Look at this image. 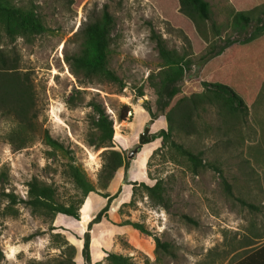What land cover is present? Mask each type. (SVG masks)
Wrapping results in <instances>:
<instances>
[{"label":"rangeland","instance_id":"obj_1","mask_svg":"<svg viewBox=\"0 0 264 264\" xmlns=\"http://www.w3.org/2000/svg\"><path fill=\"white\" fill-rule=\"evenodd\" d=\"M11 1L32 8L46 30L9 38L0 25L4 59L0 77L12 71L26 73L33 93L29 127L20 129L27 137L24 146L19 147L21 138L15 136L20 131L14 115L0 111V264L66 263L70 257H66L64 240L74 247V264H107L108 252L130 256L134 264H221L230 242L237 244L236 235L242 245L244 233L259 230L264 224V0H206L209 19L184 14L178 0ZM104 5L114 17L108 66L123 87L76 76L65 60L79 49L83 25L98 18ZM237 13L247 16L248 22L236 19ZM154 35L190 59L165 114L172 109L178 125L171 139L199 154L205 163L196 172L170 143L152 139L168 125L166 115L157 110L153 82L162 61ZM217 83L241 97L244 111L231 112L229 107L226 111L218 105ZM196 96L207 102L192 111V126L181 127L186 121L183 109ZM92 102L102 104L118 128L119 138H112L111 146L90 143ZM123 105L130 110L120 121ZM146 126L151 139L139 144ZM45 131L63 145L62 150L45 143ZM135 147L138 151L128 157ZM105 148L119 151L128 166L118 167L102 187L98 180ZM68 163L82 168L95 185L80 206L81 221L57 214L52 222L57 228L50 230V221L31 213L22 202L13 205L15 214L5 212L3 193L26 198V182L33 176L53 185L63 203L78 197L79 190L65 172ZM222 179L230 184V193ZM156 180L163 188L162 203L139 185H153ZM124 184L131 196L114 206L102 223L92 225L91 259L86 263L82 238L90 215L105 204L100 194H119ZM183 215L195 222H187ZM125 221L140 223L145 231ZM54 233H60L59 237ZM156 237L169 243L171 253L156 248Z\"/></svg>","mask_w":264,"mask_h":264},{"label":"trees","instance_id":"obj_2","mask_svg":"<svg viewBox=\"0 0 264 264\" xmlns=\"http://www.w3.org/2000/svg\"><path fill=\"white\" fill-rule=\"evenodd\" d=\"M180 10L184 14L192 18L209 19L210 8L206 0H178ZM236 19L248 22V17L243 13H237ZM0 25L4 31L5 36H31L40 34L46 30L42 20L32 8H26L17 6L12 3L11 0H0ZM114 25V17L108 10L107 5L103 6L101 15L83 25L80 30L81 43L79 49L72 54L66 55L65 60L70 70L76 75L81 76L84 79H92L94 77L118 83L123 87L121 79L112 71L109 66V47L111 42V30ZM156 41V48L161 58L162 65L160 72L157 75V81L153 82L156 93L158 95L157 110L165 114V109L169 106L171 99L178 93V83L183 78L186 70L190 68V59L184 57L183 54H179L174 49H169L165 45L164 41L154 35ZM3 56H0V61H3ZM3 80L8 81V85L3 84ZM214 99L218 102V105L231 112L244 111V104L241 97H239L234 91L229 89L224 84L214 85ZM139 95H143L142 91H139ZM9 99V100H8ZM8 100V101H7ZM33 93L29 76L25 73L21 75L19 72L12 71L6 73L0 77V111L4 113H11L17 120V126L20 132L19 135H15L17 138H21L19 147L26 144V135L21 133V127H27L31 121V115L29 114L32 108ZM207 102L203 96H196L195 98L188 99L187 106L183 109V119L185 123H181V127L191 125L189 119L193 110H196L203 103ZM94 116L92 117L93 132L90 138V143L96 147H108L111 146L112 138L118 139L119 132L116 125H113V120L105 111L102 104L98 102L91 103ZM130 110L128 105H123L119 112L118 119L120 121L127 117V112ZM146 110L150 114L151 118H156L155 112L151 111L150 107H146ZM167 128H161L152 135V139L161 138L163 141L170 143V145L190 163L194 172L198 168L203 167L205 163L202 162L199 154L193 153L191 150L183 147L181 144L176 143L171 139V132L173 128H177L175 125L174 117L172 116V109L166 114ZM185 124V125H184ZM29 127V126H28ZM114 127V131H113ZM180 127V126H179ZM14 135V132H13ZM44 141L47 145L54 149H63V145L56 139L52 138L50 134L45 131L43 135ZM104 163L100 169L98 182L102 187H106L107 182L112 178L115 170L124 166H128V162L125 161L121 153L114 149L105 148L103 151ZM66 174L71 177L76 188L79 190V196L70 199L67 203H63L58 200L57 192L53 185L40 181L35 176L31 177L27 182V196L22 199L17 197L13 192H4L3 195L7 200L5 212L9 214H15L13 205L22 202L28 206L31 213L44 217L50 221L49 229L55 230L57 227L52 224L57 214L66 215L78 222L81 221L83 216L79 214V209L84 201V198L95 191V185L88 179L86 173L79 166L68 163L66 165ZM224 187L228 193L231 192L230 184L222 179ZM133 182L132 184H135ZM146 194L157 203H162V185L160 180H156L153 185H147L140 182ZM106 202L104 206L88 221L87 230L83 234V243L81 248V255L86 263H90V229L93 224L100 222L103 218L108 217V209L110 202L116 197V193L110 195L108 193H101ZM134 195V185L132 187V196ZM183 218L187 222L194 223L195 221L187 215H183ZM129 223L135 229L144 232L145 229L142 224L137 222L125 221ZM56 237H59L60 233H54ZM67 251L69 260L66 259V263H53V264H74L71 257L74 254V247L63 241ZM156 248L160 247L166 253H171L169 249V243L162 242L159 238H155ZM107 264H134L130 256L123 255L115 252H108L105 256ZM32 264V262L30 263ZM38 264H52V263H38Z\"/></svg>","mask_w":264,"mask_h":264},{"label":"crops","instance_id":"obj_3","mask_svg":"<svg viewBox=\"0 0 264 264\" xmlns=\"http://www.w3.org/2000/svg\"><path fill=\"white\" fill-rule=\"evenodd\" d=\"M130 194L131 191H129V187L127 186V184H124L121 193L116 194V197L113 198L112 201L110 202L108 209L109 217H110V212L111 210H113L114 206L126 202L130 198L131 196ZM105 199L106 198H103V200ZM92 216L93 214L90 215L89 219L92 218ZM102 220L95 224L98 225L102 223ZM235 237L237 240L236 241L237 244L235 246H231L232 245L231 242L233 240L230 242L229 246H227V254H226L227 258L226 260L221 259V264H264V224L263 223L260 224L259 230L257 232L252 231L250 235L245 233L243 234V236L241 237L242 245H239L238 243L240 242L239 235L238 236L236 235Z\"/></svg>","mask_w":264,"mask_h":264},{"label":"water","instance_id":"obj_4","mask_svg":"<svg viewBox=\"0 0 264 264\" xmlns=\"http://www.w3.org/2000/svg\"><path fill=\"white\" fill-rule=\"evenodd\" d=\"M151 139V135L149 133V126H146L143 131L140 133L139 138H138V142L139 144H143L146 143L148 141H150ZM138 151V148L135 147L134 149H131L128 152V157H132L134 155V153H136Z\"/></svg>","mask_w":264,"mask_h":264}]
</instances>
